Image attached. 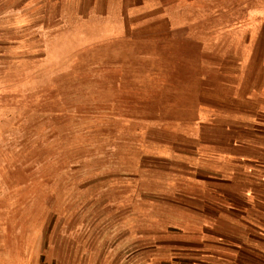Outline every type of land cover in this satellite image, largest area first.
<instances>
[{
    "label": "rangeland",
    "instance_id": "rangeland-1",
    "mask_svg": "<svg viewBox=\"0 0 264 264\" xmlns=\"http://www.w3.org/2000/svg\"><path fill=\"white\" fill-rule=\"evenodd\" d=\"M205 1L211 29L244 41L252 29L264 50V0ZM42 31L0 28V264L264 263L249 251L264 245V220L230 225L235 215L214 222L172 203L160 187L171 173L110 125L84 76H51Z\"/></svg>",
    "mask_w": 264,
    "mask_h": 264
},
{
    "label": "crops",
    "instance_id": "crops-1",
    "mask_svg": "<svg viewBox=\"0 0 264 264\" xmlns=\"http://www.w3.org/2000/svg\"><path fill=\"white\" fill-rule=\"evenodd\" d=\"M206 3L0 0V28L44 29L51 76H84L110 125L124 126V137L133 131L139 156L162 164L156 173H171L160 187L174 189L172 203L197 205L187 210L193 218L235 215L230 225L248 214L264 220V50L252 29L246 41L211 29ZM249 251L264 262V245Z\"/></svg>",
    "mask_w": 264,
    "mask_h": 264
}]
</instances>
